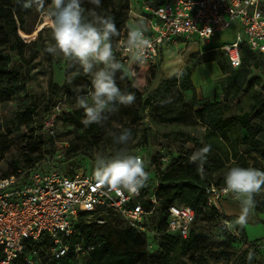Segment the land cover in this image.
<instances>
[{
	"label": "trees",
	"instance_id": "1",
	"mask_svg": "<svg viewBox=\"0 0 264 264\" xmlns=\"http://www.w3.org/2000/svg\"><path fill=\"white\" fill-rule=\"evenodd\" d=\"M140 1L142 3L152 1L158 4L163 0ZM132 5L133 0H101L100 7H96L85 0L83 6L86 9H94L99 15H110L113 18L120 32L119 36L113 37L112 42L114 45L124 32ZM260 7L264 10L261 4ZM30 11L31 8H23L17 3V0H0V102L9 100L13 94L25 91L28 82L31 80V68L26 56L27 41L23 37L22 31L25 17ZM240 48L242 62L239 67H231L227 60L230 67L229 79L232 80L233 86L232 95L245 91L247 93L246 98L250 99L248 109L240 113L231 111V103L227 93H224L222 101L207 100L199 107H195L197 92L192 80L191 70L187 67L181 69L183 73L181 78L177 79L175 76L165 78L151 92L146 91L144 85L141 89L133 85L134 81L138 80L136 75H134V80H131L126 86V92L135 94L134 103L137 104L136 108L133 109V106H131L128 111L132 113L135 111L136 121L143 123L148 121L149 123L163 120L170 114L173 106H178L179 110L176 112L175 121L184 123L199 122L203 127L201 140L197 148L181 147L178 155L172 157L165 164L164 169L161 168L162 164L156 158H152L151 165L146 167L149 180L143 189L147 192L148 188L158 181L156 196L161 216L164 215L165 209L173 202H178L193 209L205 205L209 194L214 195L215 191H211L212 188L221 189L224 187V175L232 166L254 167L264 171V166H262L264 141L260 138L261 132L264 131V81L259 76L251 75L252 68H264V63L261 61L264 60V53L251 50L245 41L240 44ZM114 54L125 68V64L118 54ZM14 56L18 57L21 68L14 67ZM209 60H214V58H209ZM69 62L71 63L69 70H83L75 62ZM219 66L223 73L227 72L224 65ZM256 87H259V89H256ZM187 91L191 93L190 103H185L182 98V93ZM168 99L171 102L162 103V101ZM39 107V103L35 101L17 114L18 119L25 122L27 131L30 132L25 134L28 137L26 144L29 147V152L25 153L27 160L25 167L34 165L42 160L45 155H54L53 138L49 136L39 142L38 137L40 138V136L35 134L37 128L44 130V119L47 117H35ZM50 109L51 104H48L43 110L48 114ZM173 110H176V108ZM120 123L121 127L116 128L114 132L119 134L123 128H129L132 131V137L137 135L138 131L130 128L127 121L120 120ZM150 128L149 125L143 128L147 144L150 142ZM104 129V125L91 124L84 127L83 135L91 145H96ZM40 143L45 144V146L42 147L43 150L39 154L34 155L33 153L39 149L37 145ZM206 144H210L212 150L206 158L204 164L205 175L202 178L197 171L199 162H191L190 157ZM110 145H116L112 137L110 138ZM119 146L121 147V145ZM66 154L71 159L65 167L68 171L81 168L77 161V157L80 155L77 146L70 144L67 147ZM21 163L20 160L14 161L15 172L22 167ZM152 166H154L155 171L151 175ZM9 175H11L10 172H5L2 176ZM257 195L261 196L264 193L260 192ZM255 201V208L260 209L261 202L256 199ZM218 206V211L206 208L198 213L203 214L205 217H214L221 220L227 218L232 222L233 218L223 213L219 201ZM146 207H149V205L146 204ZM87 214L88 212L83 214L79 224L80 233H82L80 234V240L86 246H92V249L81 255L80 258L83 260L81 263H79L80 258L67 256L58 260L56 264H176L178 259H181V264H256L255 258L251 262L247 260L250 251L249 242H244L236 250L231 249V244L236 239L235 235L231 233H228L226 237L227 242L222 241L216 248H210V242L206 235L192 226L186 238L178 237L176 234L155 236L159 241L161 250L150 253L146 246V233L120 224H112V221L118 219V217L111 214L105 224H90L84 221ZM161 227L162 219H156L154 221L155 231L159 232ZM185 255H190L193 258L192 263L182 259V256Z\"/></svg>",
	"mask_w": 264,
	"mask_h": 264
},
{
	"label": "built area",
	"instance_id": "2",
	"mask_svg": "<svg viewBox=\"0 0 264 264\" xmlns=\"http://www.w3.org/2000/svg\"><path fill=\"white\" fill-rule=\"evenodd\" d=\"M137 14L146 20L145 36L151 45L142 64L133 63L126 51L127 29ZM231 28L233 38L215 48L225 54L231 67L241 65L243 41L251 50L264 53V10L259 0H163L158 4L145 1L138 12L132 5L113 51L135 72L137 67L158 64L163 51L174 48L180 40L208 41ZM54 112L44 119V129L58 146L61 141L56 138L55 124L60 108L55 107ZM69 145L63 142L62 146ZM59 157L54 153L9 176H0V264H56L63 257L80 258L92 249L80 240L79 224L86 212L87 223L96 217L98 224H105L111 214L118 217L121 226L154 237L176 234L186 238L200 210L218 211L217 194L208 196L205 205L198 209L173 202L161 216L156 196L158 181L147 192L143 188L137 194L108 191L95 184L94 171H68ZM163 159L162 169L168 162ZM156 219H162L159 232L154 229ZM226 223L232 224L222 218L224 228ZM228 231L236 235L233 228Z\"/></svg>",
	"mask_w": 264,
	"mask_h": 264
},
{
	"label": "rangeland",
	"instance_id": "3",
	"mask_svg": "<svg viewBox=\"0 0 264 264\" xmlns=\"http://www.w3.org/2000/svg\"><path fill=\"white\" fill-rule=\"evenodd\" d=\"M259 1L262 8H264V0ZM50 2L46 0V3ZM142 6L143 3L140 0H133L135 12L141 10ZM22 31L24 36L22 32L21 34L27 41L26 56L31 68V80L28 82L25 91L13 94L9 100L0 102V176L5 172L11 174L15 172L14 161L16 160H20L23 167L27 164L25 153L29 152V147L26 144L28 137L25 134L30 132L27 131L25 122L18 119L17 114L35 101L40 105L36 111V118H43L48 116L49 113L53 115L55 107L60 108V113L56 118L55 132L57 140L61 142L58 143V146H54V153L60 156L59 158L64 167H67L71 159L66 154L67 147L62 146L63 142L74 144L79 148L80 155L77 157V161L81 169L87 171L94 169L95 157L98 153L111 157L110 155L114 154L120 146L117 144L115 146L110 145L111 136L107 135V132L108 130L114 132L116 128H120V120L127 121L130 128L138 131L137 135L127 145V148L129 153L141 156L146 167L151 165L152 158L158 159V162L162 164L163 158H167L169 161L172 157L178 155L181 147L189 149L198 147L203 127L199 122L184 123L175 121L176 112L179 110L178 106H173L170 114L163 120L149 123L145 121L143 123L135 120V111L133 113L128 111L131 106H133V109L136 108V103L130 106L117 105V111L107 114L108 119L103 124L105 129L101 132L98 143L91 145L83 135L85 127L82 123L85 118L84 110L79 108L76 102L78 95H85L91 90V76L85 74L83 70H69L71 63L64 59L62 55L50 54L45 51L46 47L54 41L51 37V29L42 22L35 7L31 8V11L26 15ZM232 33L234 34L233 28L218 33L210 39L209 43L205 40H198L201 41L200 43L197 40H180L174 48L163 51L158 64L137 67L135 75L138 76V80L134 81L133 85L137 88L140 87V89L144 85L146 91L151 92L158 87L162 80L169 78L171 72L187 67L191 70L193 83L196 84L197 100L194 103L195 107H199L207 100L222 101L224 93H227L232 112L240 113L247 110L250 102V99L246 98L247 93L241 91L237 95H232L233 86L232 80L229 79L230 67L226 56L221 50L215 49L216 46L230 39ZM209 58H214V60H209ZM261 61L264 63V60ZM13 65L21 68L17 56H14ZM219 65H224L227 72L223 73ZM124 69L129 73L132 72L128 66H125ZM262 73H264V68L251 69L252 76H259L264 81V74ZM203 74L204 78L202 77ZM120 75L121 73L118 72L117 84L122 91H126V86L131 80H134V76L129 74L121 80ZM256 89H259V87H256ZM190 96L189 91L183 92V101L190 103ZM48 104H51V109L47 114L43 109ZM174 108L176 110H173ZM148 125L151 126L149 144L146 143L143 131V128L148 127ZM35 134L40 136V138L38 137L39 142L49 137L46 129L37 128ZM260 138L264 141V131L261 132ZM37 146H39V149L33 153L34 155L39 154L45 144L40 143ZM262 166H264V163H262ZM154 171L155 168L152 166L151 175ZM223 188H214L216 192L214 195L209 194V196L214 197L218 194L223 213L231 216L233 218L232 223L235 224L240 214V204L233 195L224 193ZM261 193H264V189ZM254 199L261 202V208L254 209L248 222L243 227L238 225L233 227L236 239L231 244V249L236 250L244 242H249L250 251L255 253L256 264H264V195L256 194ZM96 220L97 218L94 217L90 224L97 223ZM112 224L118 225L120 221L118 219L113 220ZM193 228L206 235L210 242V248H216L222 241L227 242L226 237L230 233L222 226L221 219L205 217L201 213L197 214ZM146 236V246L149 252L160 251L157 237L150 233H146ZM182 259L190 263L193 261L190 255L182 256ZM82 261V258H80L79 263ZM176 264H181V259H178Z\"/></svg>",
	"mask_w": 264,
	"mask_h": 264
},
{
	"label": "clouds",
	"instance_id": "4",
	"mask_svg": "<svg viewBox=\"0 0 264 264\" xmlns=\"http://www.w3.org/2000/svg\"><path fill=\"white\" fill-rule=\"evenodd\" d=\"M100 7L101 0H87ZM25 9L35 7L40 19L51 29L54 43L46 47L50 54H59L68 61L78 64L85 74L91 76V90L85 95L76 97L77 106L84 110L85 126L99 124L103 126L107 114L117 111V105L130 106L135 102V94L122 91L117 84V73L125 79L129 73L119 62L113 51V37L120 35L115 21L110 15H99L94 9H86L85 0H17ZM147 24L144 17L137 16L127 29L126 51L133 63H144L147 60L146 50L151 46L146 38ZM182 71L177 69L171 76L181 78ZM170 99L162 101L169 103ZM113 142L121 145L111 157L98 153L94 162L93 179L102 189L118 193L137 194L147 185L149 173L144 159L128 151L127 145L132 140V131L123 128L119 134L108 130ZM212 146L206 144L190 157L193 163L199 162L197 171L203 178L204 164ZM264 189V171L254 167L232 166L224 175L222 191L233 195L240 204V214L235 224H225L231 230L238 225L243 227L253 213L256 201L254 196ZM255 253L249 251L247 260L251 262Z\"/></svg>",
	"mask_w": 264,
	"mask_h": 264
},
{
	"label": "crops",
	"instance_id": "5",
	"mask_svg": "<svg viewBox=\"0 0 264 264\" xmlns=\"http://www.w3.org/2000/svg\"><path fill=\"white\" fill-rule=\"evenodd\" d=\"M232 38H233V33H232V35H231V38L228 39L227 41L231 40ZM206 42L209 43L210 40H208V41H206ZM199 43H200V42H199ZM200 51H201V49H200ZM202 77L204 78V74L202 75ZM194 85H196V84L194 83ZM262 163H264V160H262Z\"/></svg>",
	"mask_w": 264,
	"mask_h": 264
}]
</instances>
